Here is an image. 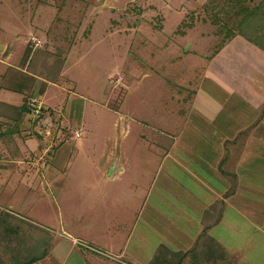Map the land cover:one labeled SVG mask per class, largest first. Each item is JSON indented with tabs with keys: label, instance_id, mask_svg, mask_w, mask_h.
<instances>
[{
	"label": "crops",
	"instance_id": "crops-1",
	"mask_svg": "<svg viewBox=\"0 0 264 264\" xmlns=\"http://www.w3.org/2000/svg\"><path fill=\"white\" fill-rule=\"evenodd\" d=\"M152 1L158 14V0ZM243 1L257 3L249 17H264V0ZM105 14L111 38L127 34L122 23L113 26L115 11ZM67 24L74 26L71 38L49 25L0 27V196L29 200L23 214L11 202L0 206V264H264V43L251 45L243 36L233 52L222 44L216 57L204 55L198 80L184 78L174 105L160 109L164 116L151 122L127 105L120 132L115 118L114 138L96 141L87 136L102 125L87 123L88 115L100 119L114 110L106 104V81L99 97L79 90V71L70 70L68 56L82 22ZM30 35L40 44L29 43ZM196 38L187 52L197 47L201 53L217 40L206 31ZM67 39L64 52L59 44ZM140 40H146L139 39L143 47ZM119 44L120 55H130L125 40ZM150 75L143 72L136 82ZM193 82L196 89L185 92ZM34 96L43 104L36 121L26 106ZM139 125L158 132L148 144L155 153L151 170L139 154L145 136L128 138ZM95 143L102 144L98 155ZM37 208L41 220L27 215ZM249 232L253 242L240 241ZM249 250L255 260L245 254Z\"/></svg>",
	"mask_w": 264,
	"mask_h": 264
},
{
	"label": "rangeland",
	"instance_id": "rangeland-1",
	"mask_svg": "<svg viewBox=\"0 0 264 264\" xmlns=\"http://www.w3.org/2000/svg\"><path fill=\"white\" fill-rule=\"evenodd\" d=\"M188 1L158 0L156 8L160 12L157 14L153 11L154 5L157 3L152 0H0V27H9L10 29L20 26L21 28L24 27L23 29L26 31V27L39 29L49 25L51 30L59 29L71 38V31L74 26L73 24H67V21L82 22L75 35L78 40H76V45L72 48V51L69 50L71 46L69 39L64 44L59 45L64 52L68 50L70 52L68 56L70 70L74 74L81 71L80 74L78 72V86L81 92L99 97L102 85L106 81L107 91L105 93L108 94L106 104L113 108L114 113L105 111L104 114H101L100 119H94L92 114L87 117V123L90 122L89 124H91L94 121L102 125L100 132L97 130L99 127H96V135L89 134L88 139L94 136L96 141H102L107 136L114 138L111 125L115 118L114 125L117 134L120 132L122 124L120 112L125 111L127 105L132 109L138 107L136 116L152 120L151 122L164 116L163 111L161 112L160 109L164 106L172 107L174 105L172 98L177 96L180 86L184 87L185 83H182L184 78L190 76V79H193L194 82L198 80V72L196 71L204 65L201 60L204 59L203 57L207 53L209 55L214 53L215 56L216 50L219 46L222 47V44L226 45L228 51L233 52V47H237L239 41H244L243 36L251 45L254 42L264 43V26H262L260 19L255 30V25L251 22L241 23L246 20L244 18L245 11H249L257 3L254 4L252 1L248 3L243 0L240 3L237 0H193L190 3ZM111 9L116 12V15L112 16L113 26L114 23H122L123 31H127V34L114 35L111 38V35H108V32L106 33L105 30L109 25V21L106 22V19L104 22V16L106 15L105 12L109 15ZM99 13L100 17L98 19L95 16ZM103 13L105 15L102 17L101 14ZM204 22L209 24L207 29L203 25L201 26V23ZM54 27L58 29H54ZM165 27L166 32L163 31ZM136 30L143 32L141 34ZM201 31L210 33V36L217 40H209L211 43L208 48L203 49L201 53L197 47L193 51L187 52L186 49L198 40L196 37H199ZM27 36H23L20 41L25 42L24 39ZM53 36L56 37L55 34ZM117 36L119 38L116 39ZM216 36H219V38ZM30 37L32 36L30 35ZM140 37L146 40L143 44L140 40V46L143 47L138 46ZM115 40L117 44L110 47L109 41ZM120 40H125L126 44L124 46L131 49L129 51L130 55H127V57L120 55L122 53L121 45H118ZM28 42L35 45L40 44V40L36 37L28 39ZM234 59L233 56V62ZM244 65L249 66V63H243L242 66ZM143 72L151 75L142 79L138 85L136 80ZM158 74L163 75V80L166 79L165 82ZM194 82L192 87L181 89L186 90L185 92L196 89L197 82ZM136 85H138L137 88ZM87 87L90 89L89 92ZM92 88H94L93 91ZM90 105H93L94 108H101L98 104ZM38 119L39 117H33V121ZM67 131H65L66 135ZM138 133L145 136L144 141L138 146L139 154L144 159H148L150 164L153 162L151 157L155 153H151L150 149L152 147L148 144L152 139L159 137L158 132L145 125L134 126L128 136L129 140L137 137ZM48 134L46 133L50 137L53 135L52 132ZM101 146L102 144L95 143V155L100 153ZM46 150L44 148L43 153H46ZM152 167L153 164L151 163L147 170H151ZM135 168L136 163L134 161L131 170L133 171ZM3 187L0 186V189L3 190ZM13 188L10 187V189ZM9 194L11 193L3 192L0 196V206H8L10 204L8 202H11L16 205L12 210L23 214L25 204H28L29 200L24 202L22 195L17 194L18 200L14 201V196H9ZM243 194L248 197L247 193L243 192ZM43 202L42 200L37 202L40 209L44 207ZM39 208L27 215L41 220L42 210ZM37 211L40 213L38 214ZM227 236L232 238L230 234ZM252 238L253 235L249 232V237L248 235L245 238L242 237L240 241L248 243ZM250 241L253 242V240ZM245 254L255 260L256 255L252 250L246 251ZM110 256L117 257L113 253ZM249 260L251 259L249 258ZM229 263L231 262L226 261V264Z\"/></svg>",
	"mask_w": 264,
	"mask_h": 264
},
{
	"label": "built area",
	"instance_id": "built-area-1",
	"mask_svg": "<svg viewBox=\"0 0 264 264\" xmlns=\"http://www.w3.org/2000/svg\"><path fill=\"white\" fill-rule=\"evenodd\" d=\"M27 106H28V111H29V115L33 118V117H39L42 110H43V104H42V101L37 98V97H31L30 99H28L27 101ZM76 136H78V133L76 134ZM76 244L80 245L81 247L85 248V249H88V250H91V251H94L96 253H99V254H103V255H106L108 257L111 258V256L105 252H103L102 250L92 246V245H89L87 243H84V242H81V241H75ZM113 258V257H112Z\"/></svg>",
	"mask_w": 264,
	"mask_h": 264
},
{
	"label": "trees",
	"instance_id": "trees-1",
	"mask_svg": "<svg viewBox=\"0 0 264 264\" xmlns=\"http://www.w3.org/2000/svg\"><path fill=\"white\" fill-rule=\"evenodd\" d=\"M246 13H245V15L246 16H244V18H246V20L243 22H241L242 24L244 23H247L248 21L249 22H251V24H253V25H256V24H258V20L260 19L261 21V23H262V26H264V24H263V22H264V17H259V16H257V17H249V16H253L254 15V13L253 14H250V15H248L249 14V12L248 11H245ZM260 23V24H261ZM27 106V105H26ZM27 109H28V106H27Z\"/></svg>",
	"mask_w": 264,
	"mask_h": 264
}]
</instances>
